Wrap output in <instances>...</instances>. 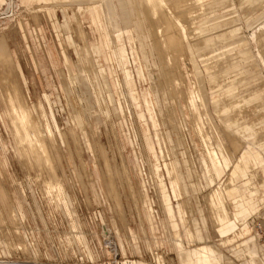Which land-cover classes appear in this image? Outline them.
<instances>
[{
    "label": "rangeland",
    "instance_id": "rangeland-1",
    "mask_svg": "<svg viewBox=\"0 0 264 264\" xmlns=\"http://www.w3.org/2000/svg\"><path fill=\"white\" fill-rule=\"evenodd\" d=\"M52 1L0 0V46L10 50L28 104L42 105L56 135L46 140L58 149L55 155L51 146L68 207L42 193L36 164L20 154L0 92V182L15 203L0 201V227L13 231L9 242L27 247L9 251L0 239L1 264H191L184 252L205 244L219 251L223 264H264L252 225L253 219L264 221V200L250 211L251 230L239 251L240 239L222 243L206 200L243 152L258 153L264 170V146H257L264 141V0H203L191 15L182 13L185 26L178 23L188 52L179 57L180 71L158 50L141 0H61L51 7ZM185 84L204 100L197 103L202 135L192 126L197 116L183 97ZM232 138L240 142L238 152ZM210 144L217 159L206 152ZM217 169L222 175L210 184L207 172L215 177ZM171 170L180 173L191 204L175 198L174 189L172 196ZM160 178L171 195L174 223L164 209ZM1 205L8 213L15 208L17 223ZM16 226L21 235L12 234Z\"/></svg>",
    "mask_w": 264,
    "mask_h": 264
},
{
    "label": "bare ground",
    "instance_id": "bare-ground-1",
    "mask_svg": "<svg viewBox=\"0 0 264 264\" xmlns=\"http://www.w3.org/2000/svg\"><path fill=\"white\" fill-rule=\"evenodd\" d=\"M59 1H61V0H53L52 3H51L52 4L51 7H55L56 5H58ZM64 1H68V0H64ZM102 1L104 3H106V0H102ZM202 1L203 0H141V7H142V10H143L145 18L148 21L147 23H148V26H149V29H150V32H151V36H153V38L157 39V40L156 39L154 40L155 44H157V45L159 44V46H157V48H158V50L160 52H162L164 54L165 57L164 56L163 57L167 61V64L174 63L172 65H174L173 69H175V71L179 70V68H178V63H179L178 60L180 59L179 57L182 54H184L185 52H188V45H187V43H186V41L184 39L183 30H182V28L180 27V25L178 23V22H181V19H182V18L180 19V16H184L182 13H184V14H187V13L190 14L192 12L194 13V8L196 7V5L200 4ZM165 2L167 4H165ZM41 7L44 8L46 6H41ZM9 8H10V6H9ZM87 8H91V4H87ZM196 10H198V9H196ZM196 10H195L196 13L199 12V11H196ZM180 14H182V15H180ZM12 15H10V16H12ZM110 19H112V18H110ZM36 21L38 22V20H36ZM36 21H34V22H36ZM78 23H79V20H78ZM184 23H182V24L184 25ZM187 24H189V23H186V25ZM37 25L39 27L38 23L36 24V26ZM1 38L3 39V37H0V40H1ZM241 41H242V44L244 45V47L249 48V43H248L247 39L244 38ZM259 43H260V41L258 40V44ZM3 45L0 46V92H1V99H2V102H3V106H4L6 114H7V120H8V124H9V128L11 130V133H12V135L14 136V138L16 140V144H17V146L19 148L20 154L27 159V162L29 163V165H32V166L34 165L35 166V164H36V166H35V167H37V169H36V174H37L36 177L37 176L41 177V182L40 183L43 186V192L42 191L41 192L45 196H48L50 198V200H52L56 205L59 202L60 203L62 202V203H64V205H66V207H68L67 201L65 200L64 195H63L64 194L63 193V186H62V184L60 182V179H59L60 176L56 173V171H58V170H56V167L58 169V165L56 166V165L53 164V162L55 160H56L55 163L57 162V159L54 160L53 158H57L58 156L57 157L53 156V153H52L53 152L52 151L53 148L51 146L56 145V143H55V141L48 142L46 140V139L54 140L56 135L54 134V132L51 129L49 120L47 118V115H46L44 109L42 108V105L40 103H37L38 101H36V103L38 104V105L37 104L36 105L39 106V108H38L39 109V113L37 115H34L36 113V111H37L36 110L35 113H34V109L37 106L32 107L31 105L28 104V99L22 93L23 90H21V86H20L21 80L19 82V80H18L19 76L17 78L16 65H15V63H11V61H10V60H12V58L10 59V55H9V53H10L9 51L10 50L8 51L9 53L7 52V50L5 51L4 47H2ZM160 54H158V56ZM245 54H249V52L246 51ZM161 58L159 60H161ZM12 62H14V61L12 60ZM169 66H171V65H169ZM173 69H172V67H170L168 70L169 71L170 70L173 71ZM163 70H164V65H163ZM165 73L167 75L166 76L167 77L166 78L167 79L166 80L167 85L171 89L172 94H174L175 93V89L173 88V84H172L173 81H170L171 80L169 78L170 75L168 77V73L169 72L168 73L165 72ZM175 73H173V74H175ZM178 76H180V75H178ZM180 80H181V77H180ZM183 89H184L183 97L185 98L187 106L189 107L190 111L195 113L196 116H197L199 114L197 103L199 102L200 103L199 105L202 106L203 102L199 99V95L197 93H193L192 92L189 84H185ZM182 93H183V91H182ZM242 112L243 111H240V112H238V114L234 113L235 116H233V117H236V115H239ZM192 126H195V130H196L197 133H200L201 135L203 134V128L201 126V122H200L198 116L196 118L195 125H192ZM70 131H71L72 134H74V126L70 127ZM70 131H68V132H70ZM69 135H71V134H69ZM208 135L209 134H207V136ZM227 137H228V135H227ZM239 138L242 139V137H239ZM75 139H76V137H75ZM233 139L234 138H232V140ZM203 141L206 142L205 139ZM77 142H76V144H77ZM237 142L238 141L236 139H234L232 147L234 146L233 148L237 147V148L240 149L241 148L239 146L240 142H238V143ZM207 147L208 148H207L206 152H208L209 154L214 156V158L217 159V154L215 152L214 147H212L211 144H210V146L208 145ZM237 148L235 149V150H237L236 152L239 151ZM55 150H56V148H55ZM57 150L54 153L55 155L57 153ZM101 150H103V149H101ZM226 150H227V152H229L228 148ZM246 156H247V153L243 152L242 153V158L245 159ZM24 157H23V159H25ZM81 163L83 164L84 161L82 160ZM0 164H1V162H0ZM58 164H59V160H58ZM60 164H61V162H60ZM34 166H33V168H34ZM82 167H84V166L82 165ZM231 169L232 170L230 172V175L227 178V180L225 181V185H224V194L225 195H227L232 190V182H231L230 176L233 175L235 172H238V171L239 172H243L244 169H245L244 163L242 161L238 160L236 162V164L232 165ZM43 170H47V172H48V173H46L47 174L46 177H44L46 174L43 176V173H42ZM86 174H87V171H86ZM90 181H89V183H90V186L92 188L91 191H93L92 193L94 194L92 196H95V198H96V196L97 197L99 196V195H97L98 194V190H97L96 185L93 182V180H90ZM111 187H112V184H111ZM6 199H9L10 201L12 200V203H14V195L11 194L10 192H8L4 188L2 183L0 182V201L1 202H5ZM206 200H207V204L209 206L210 214L212 215V217H214V219H216V220L221 219L223 221H227V222H231V223L240 222L241 219L239 221H237V220H234V219H232V218H230L228 216V214L226 212V209H225V206H224V204L222 202V198H221L220 192H219L217 187H214V189L211 190L207 194V199ZM12 203H10L9 208H10ZM6 206H7V203H6ZM3 210H4V207H3ZM8 211H10V210H8ZM5 212H6L5 214L8 213L7 211H5ZM8 215H9L8 216L9 219L12 218L15 221L19 219V214L17 213L15 208L14 209L11 208V212L8 213ZM68 215L70 216L71 214L68 213ZM103 215H104V213H103ZM8 217H6V219ZM2 220H3V217L0 216V221H2ZM11 220H9L10 223H11ZM72 222H73V220H72ZM16 223H17V221H16ZM6 225H7V223H6ZM1 226H2V224H1ZM8 226H10V225H8ZM71 226H72V224H71ZM12 227L14 228V225ZM74 227H73V229H74ZM18 228H20V227H18ZM229 229H230V227H229ZM3 230L0 227V233L6 235V237L5 238H0V239L4 240L5 245H6V247H7V249L9 251L12 250V249H14V251H15V249H19V248L22 250L23 247H24V249H27V247L25 248V246H24V244H26V243L22 244V241H20V242L19 241H14L15 243H13L11 241L9 242V240H8L9 238L6 239L8 237L7 233H9L12 230H10V231L8 229L4 230V231ZM75 232H76V230H75ZM15 233L19 234V230L17 229V226L14 229V233H12V234H15ZM76 234L79 235V233H76ZM19 235H21V234H19ZM109 242H110V240H109ZM257 242H258V246L260 248V251L263 252V254H264L263 247H262V245L260 244V242L258 240V236H257ZM254 247H256V245L253 246L252 254H254L256 252L254 250ZM205 250L208 253V257H204L203 259H200L198 257V253H195V257L192 254V256L194 257L193 264H213L212 260L217 258V257H220L219 251H217L213 246H210V247H208ZM234 250H238L239 251V247H236ZM255 254H257V253H255ZM1 261L2 260H0V264H1ZM31 264H43V263L33 262Z\"/></svg>",
    "mask_w": 264,
    "mask_h": 264
},
{
    "label": "crops",
    "instance_id": "crops-1",
    "mask_svg": "<svg viewBox=\"0 0 264 264\" xmlns=\"http://www.w3.org/2000/svg\"><path fill=\"white\" fill-rule=\"evenodd\" d=\"M79 21H80V19H79ZM202 102L204 103V100ZM242 115H243V113L242 114L240 113L236 117H233V121L240 120ZM258 143L259 144L257 146H264V141H259ZM244 147H246V149L248 148L249 151L251 152L252 147L248 146V142L246 143V145ZM257 154L256 155L249 154L245 157V159L242 158V155L238 156L236 162L238 160L242 161L244 163L245 169L243 172L238 171L235 174L230 176V179L232 182L231 192H229L227 195L224 194L225 181L229 177L228 172L226 175V179L222 183H218L215 186L218 188V190L220 192L222 202L225 206V209H226L228 216L234 220L237 218L241 219L240 222H242V224L240 222L231 223V222L223 221L221 219L216 220L210 214L211 219H213L212 220V221H214L213 223L216 224V225L214 224L216 227V232L221 237L222 243L223 244L231 243V242H235L238 239H240L241 242L238 244H235V246H239V249L241 248V246H244V244H247V242L245 240H242V239H243V236L245 234H248L251 230L249 223H248L250 211L256 209L259 200H264V170L260 169V165L258 164L259 156H257ZM172 163H173V161H171V164ZM222 170H223V172H222V174H223L225 172L226 168L223 167ZM227 170L229 171V166H228ZM172 172L175 176H171L170 174L167 173L168 178H169V185H170V190H171L172 196L174 197V195H173V189H174L176 191L175 198L178 195H181L182 196L181 197L182 198L181 203H184V204H185V202L190 203L191 202L190 198L186 196L185 190L183 189V183L180 179V173L176 170H174ZM215 172H216L215 177H213L210 172L209 173L207 172V180L211 181L210 184L214 183L216 178H220L222 175V174H220L219 169H217V171H215ZM256 176H259L258 181H255ZM159 187H160V191H161V195H162V200L164 203L165 212H166L168 218L174 223L175 212H174L173 206H172L171 201H170L171 195H170L165 183L162 181L161 178L159 179ZM227 201H230V203L227 204ZM177 207H178V211H179V216H180L182 222L184 223V225L186 226V228L188 229V224H185L186 217L183 214L182 206L179 205ZM229 227L231 230L229 229ZM174 235L176 237L177 244L181 250L182 246H181V239H180L179 231L175 230ZM253 237L251 236V240H254ZM189 240L192 243L195 242L194 233L191 232L190 230H189ZM210 246L211 245H209V244L194 245V247L188 248V251H186L184 253L187 256V259L190 260L191 264H193L195 253H198V257L200 259H203L204 257H208V253L206 252L205 249H207ZM258 251L261 252L259 246H258ZM192 254L194 255V257L192 256ZM261 254L264 257L263 252H261ZM212 263L213 264H223V261L221 260V256L215 258V260H212Z\"/></svg>",
    "mask_w": 264,
    "mask_h": 264
},
{
    "label": "built area",
    "instance_id": "built-area-1",
    "mask_svg": "<svg viewBox=\"0 0 264 264\" xmlns=\"http://www.w3.org/2000/svg\"><path fill=\"white\" fill-rule=\"evenodd\" d=\"M252 225H253L254 230L257 233L258 240H259L260 244L262 245L263 251H264V221H261V220L255 221L253 219Z\"/></svg>",
    "mask_w": 264,
    "mask_h": 264
}]
</instances>
